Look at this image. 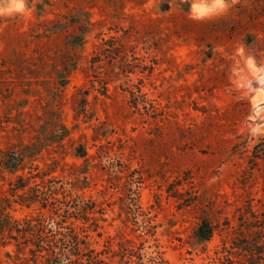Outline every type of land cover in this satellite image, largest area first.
Listing matches in <instances>:
<instances>
[{
  "label": "rangeland",
  "instance_id": "1",
  "mask_svg": "<svg viewBox=\"0 0 264 264\" xmlns=\"http://www.w3.org/2000/svg\"><path fill=\"white\" fill-rule=\"evenodd\" d=\"M53 1L0 18V149L44 144L34 164L55 161L51 175L95 203L102 236L90 234L110 264H264V0H231L205 22L187 0L166 13V0ZM88 12L94 26L73 44ZM202 220L214 227L206 242ZM0 264H20L13 244H0Z\"/></svg>",
  "mask_w": 264,
  "mask_h": 264
},
{
  "label": "trees",
  "instance_id": "2",
  "mask_svg": "<svg viewBox=\"0 0 264 264\" xmlns=\"http://www.w3.org/2000/svg\"><path fill=\"white\" fill-rule=\"evenodd\" d=\"M54 3L53 0H35L38 16ZM179 5L188 12L187 1L186 3L180 1ZM240 6L241 3L238 7ZM247 7L245 5L244 8ZM170 8V0L160 3L162 13H166ZM87 14L86 24L77 25L81 33L75 35L73 44L83 46L85 35L91 32L94 26V22L90 20L91 13ZM112 38L114 39L112 41H116L115 37ZM63 55H59L61 57L59 62L63 68L69 67V74L77 69L79 59H66ZM115 58L112 57V60ZM4 64L0 63V67L3 68L0 70V88L9 83V78L5 76L7 65ZM54 125L61 130L56 142H61L69 134V129L60 118L56 119ZM43 147L44 144L37 139L35 142L20 144L17 149H0V182H7L9 192V196L0 198V244L2 246L13 244L16 259L20 264H110L95 249L90 234L92 230L96 231L99 237L102 236V232L99 231L101 228L99 220L104 219L95 216L99 212L95 209V203L74 194L73 189H68L62 180L51 175L56 170L55 161L54 166L47 164L46 170L34 164ZM76 150L77 156L86 157L82 145ZM73 167L77 166L73 165ZM14 204L27 208L37 206L39 211L36 214L17 218L12 213ZM78 220H83L84 223L90 222V225L79 226L75 223ZM254 227L259 235L260 244L264 246V223ZM213 232V225L207 220H202L197 231L200 241H209ZM123 250L128 251L130 255L133 254V249L123 248ZM138 258L142 259L141 256ZM128 264L133 263L129 261Z\"/></svg>",
  "mask_w": 264,
  "mask_h": 264
},
{
  "label": "clouds",
  "instance_id": "3",
  "mask_svg": "<svg viewBox=\"0 0 264 264\" xmlns=\"http://www.w3.org/2000/svg\"><path fill=\"white\" fill-rule=\"evenodd\" d=\"M188 17L205 22L226 15L231 0H187ZM28 12V0H0V18L23 16Z\"/></svg>",
  "mask_w": 264,
  "mask_h": 264
}]
</instances>
